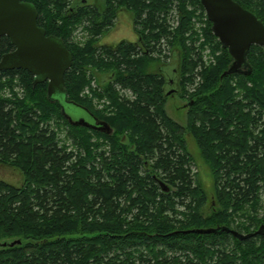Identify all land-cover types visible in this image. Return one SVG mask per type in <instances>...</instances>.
I'll use <instances>...</instances> for the list:
<instances>
[{"label": "trees", "instance_id": "1", "mask_svg": "<svg viewBox=\"0 0 264 264\" xmlns=\"http://www.w3.org/2000/svg\"><path fill=\"white\" fill-rule=\"evenodd\" d=\"M21 1L35 6L37 24L72 55L66 99L112 132L71 124L47 98V83L33 85L29 72L0 71V164L23 177L18 186L0 179V242L14 241L0 246V264H264V234L190 231L247 234L264 224V214L235 219L246 205L257 209L264 187V48L250 46V74L222 75L232 58L199 0ZM236 1L264 23V0ZM121 9L132 15L135 40L99 44ZM81 24L91 36L80 45L70 37ZM13 49L0 37V57ZM206 49L217 53L209 63ZM155 60L157 71H149ZM94 78L96 88L82 93ZM178 91L187 101L185 125L165 111ZM185 132L213 177L208 213Z\"/></svg>", "mask_w": 264, "mask_h": 264}, {"label": "water", "instance_id": "2", "mask_svg": "<svg viewBox=\"0 0 264 264\" xmlns=\"http://www.w3.org/2000/svg\"><path fill=\"white\" fill-rule=\"evenodd\" d=\"M210 30L232 58L222 75L240 73L248 75L251 67L247 52L251 45L264 48V23L253 12L236 0H199ZM35 6L21 0H0V37L6 36L14 46L0 57V71L22 69L29 72L33 85L47 83V98L57 101L63 116L73 125L86 126L110 134V126L97 119L88 109L66 99L64 75L71 67L72 55L59 37L47 35L37 24ZM174 91L169 88L167 94ZM84 111L85 117L74 119L71 107ZM224 230L239 239L264 234V224L254 232L242 234L226 227L193 229L191 232L209 233ZM12 242L10 245H12Z\"/></svg>", "mask_w": 264, "mask_h": 264}, {"label": "rangeland", "instance_id": "3", "mask_svg": "<svg viewBox=\"0 0 264 264\" xmlns=\"http://www.w3.org/2000/svg\"><path fill=\"white\" fill-rule=\"evenodd\" d=\"M88 1V0H87ZM93 0H89L91 2ZM95 3L100 4L101 1L99 0H94ZM131 13L127 10L121 9L118 12V15L116 17V21L114 22L113 26L108 30L105 31L104 33L100 34L98 37V42L99 44H113L118 42L121 39L133 41L135 40L136 36L134 34V31L132 29V19H131ZM84 24H87L85 22ZM84 24H81L80 26H76L75 31L71 34L70 40L71 42L75 44H83L86 39H88L91 34L87 30L84 29ZM201 26V24H199ZM210 48V47H209ZM169 52V51H168ZM206 61L209 63L212 60L211 56L217 55V53H212L211 49L206 51ZM174 55L171 56L170 62L173 65V60H174ZM160 60H155L147 65V68L149 71H157V67L160 65ZM167 71L170 72L171 70V64L166 68ZM95 75L97 79L101 78V74L99 72H95ZM17 81V80H16ZM96 83V79H92ZM90 84V83H89ZM88 84V85H89ZM84 87V91L86 87ZM193 85H187L186 89L188 90H193ZM192 88V89H191ZM90 89V88H87ZM92 89V88H91ZM14 91L17 93L18 96H21L23 94V87L20 85V83L16 84L14 83ZM91 91V90H90ZM84 93V92H82ZM81 93V94H82ZM121 93L127 97L128 92L127 90L121 91ZM3 94L7 97L10 96V91L8 88L4 89ZM103 98H100L98 100H95L94 103L97 108H101L103 104ZM186 103L187 101L185 98L181 97L180 92H175L172 95L168 96L166 98L165 102V111L169 117H171L173 120L176 122L185 125L186 122ZM99 104H101V107H99ZM70 114L74 119L85 117L88 119L87 114L82 111L81 109L77 107H71L70 109ZM53 122V121H52ZM51 128H56L53 124L51 125ZM59 138L64 139L65 135L67 133V127L66 126H61L60 128L56 129ZM185 138V143L188 152L192 156L193 163H192V172L195 176V179L197 182L200 183V185L204 188V190L207 193V204L206 207L204 208L205 213L209 212L211 202L213 203V177L211 174V170L205 159L200 153V150L193 139V137L185 132L184 134ZM69 143V142H68ZM68 146H70L68 144ZM22 174L17 168H13L9 165H3L0 164V179L6 181L7 183L13 184V185H20L22 182ZM183 207H180V210H182ZM264 214V187L260 190V195L258 199V206L255 211H252L249 208V205H246L245 211L238 212L236 214V220L237 221H249L251 216L257 215V217H260ZM250 216V217H249ZM12 242H14L12 239H7L5 241L0 242V246L4 245H10ZM135 264H141L140 260H135Z\"/></svg>", "mask_w": 264, "mask_h": 264}, {"label": "built area", "instance_id": "4", "mask_svg": "<svg viewBox=\"0 0 264 264\" xmlns=\"http://www.w3.org/2000/svg\"><path fill=\"white\" fill-rule=\"evenodd\" d=\"M208 50H209V49H206V50L204 51V57L206 56L205 53H206V51H208ZM90 87H91L92 89L96 88V83H95L94 81H91L90 84H89V86L86 87L85 91L83 90V92H84V93H88V92L90 91V89H87V88H90ZM99 107H101V104H99ZM102 107H103V104H102ZM102 107H101V108H102Z\"/></svg>", "mask_w": 264, "mask_h": 264}, {"label": "flooded vegetation", "instance_id": "5", "mask_svg": "<svg viewBox=\"0 0 264 264\" xmlns=\"http://www.w3.org/2000/svg\"><path fill=\"white\" fill-rule=\"evenodd\" d=\"M82 2H85V0H82ZM88 2V1H87Z\"/></svg>", "mask_w": 264, "mask_h": 264}]
</instances>
